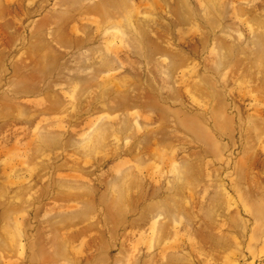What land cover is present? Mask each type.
<instances>
[{"label":"rangeland","instance_id":"374dc122","mask_svg":"<svg viewBox=\"0 0 264 264\" xmlns=\"http://www.w3.org/2000/svg\"><path fill=\"white\" fill-rule=\"evenodd\" d=\"M0 264H264V0H0Z\"/></svg>","mask_w":264,"mask_h":264}]
</instances>
